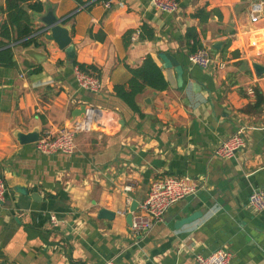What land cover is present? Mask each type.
<instances>
[{
	"label": "crops",
	"instance_id": "0c3cea01",
	"mask_svg": "<svg viewBox=\"0 0 264 264\" xmlns=\"http://www.w3.org/2000/svg\"><path fill=\"white\" fill-rule=\"evenodd\" d=\"M39 1L43 12H30L35 28L43 31L45 19L62 22L74 53L69 57L44 33L39 48L12 44L17 67H0V174L8 187L0 204V263L198 264L196 255L228 249L231 264H264V213L249 206L253 191H264V16L249 17L257 0H181L175 15L156 11L149 0H111L109 8V0ZM5 8L0 0V26ZM144 26L152 39H142ZM190 29L225 70L189 63ZM147 56L169 88L139 95V115L115 87L128 85L130 69ZM76 65L93 68L103 90H81ZM258 96L262 103L253 109ZM88 107L111 112L118 125L78 135L71 155L44 156L35 143L18 141L20 134L69 125ZM241 128L246 146L231 159L216 156V147ZM165 176H190L201 190L136 243L130 208ZM102 209L115 218H100Z\"/></svg>",
	"mask_w": 264,
	"mask_h": 264
},
{
	"label": "built area",
	"instance_id": "2783aa9c",
	"mask_svg": "<svg viewBox=\"0 0 264 264\" xmlns=\"http://www.w3.org/2000/svg\"><path fill=\"white\" fill-rule=\"evenodd\" d=\"M150 5L156 11L175 15L181 10V3L178 0H149ZM112 1L105 3L107 8L111 7ZM264 16V0H257L250 7L249 17L255 22ZM141 32L133 34L132 39L138 41ZM189 63L206 71L225 70L226 63L214 56L211 49L203 47L189 55ZM74 76L78 87L89 93H99L103 90L102 81L93 73L80 69L79 65L74 67ZM250 94H255L253 90ZM118 125V120L111 112L95 107L86 108L85 113L73 123L65 125L57 130L47 129L40 134L39 140L35 143L37 151L44 156L55 154L71 155L75 152V139L78 135L91 134L95 128L105 131L110 127ZM98 131V132H99ZM245 128L239 129L233 136L223 140L215 149V155L223 159L233 158L237 152L246 146ZM129 187L126 188L129 191ZM201 186L192 177L182 178L165 176L154 180L149 188L147 199L141 203L133 213L131 226L134 241H143L155 226L164 221L169 209L179 201L196 196ZM8 187L6 180L0 174V204L4 203L7 197ZM130 200L127 207H130ZM249 206L258 213H264V191L255 190L249 197ZM127 208V209H128ZM121 215L128 214V210L120 212ZM54 226L58 221L51 217ZM198 264H231L232 254L228 249H219L207 256L198 254L195 257ZM105 264H116L113 260Z\"/></svg>",
	"mask_w": 264,
	"mask_h": 264
},
{
	"label": "trees",
	"instance_id": "16d2710c",
	"mask_svg": "<svg viewBox=\"0 0 264 264\" xmlns=\"http://www.w3.org/2000/svg\"><path fill=\"white\" fill-rule=\"evenodd\" d=\"M43 10L44 5L39 0H6L4 12L7 18L0 26V67L9 69L17 67L12 44L20 45L23 48L40 47L41 44L38 42L37 37L43 36L44 32L42 29L35 28L30 12L41 13ZM153 35L152 30L147 26L143 27L142 39H152ZM186 41L190 53H195L204 47L195 29L187 31ZM79 67L86 72L93 71V68L84 65H79ZM130 74L131 79L128 85L116 86L115 94L134 113L142 115L137 97L147 89L164 92L169 88V83L162 68L151 56H147L141 66L131 68ZM261 103V97L258 96L253 109L258 108ZM250 108L251 106L244 109V112L248 113Z\"/></svg>",
	"mask_w": 264,
	"mask_h": 264
},
{
	"label": "water",
	"instance_id": "95a60500",
	"mask_svg": "<svg viewBox=\"0 0 264 264\" xmlns=\"http://www.w3.org/2000/svg\"><path fill=\"white\" fill-rule=\"evenodd\" d=\"M89 1V0H85ZM45 27L43 28V32L45 33V39L49 42H54L58 45L60 50H65L69 57L73 56L74 53V47L71 45L72 44V37L70 34V30L62 25V22L57 21L55 18L52 20H44ZM213 49L219 50V44H214ZM29 54H32V51L28 52ZM190 55V54H189ZM173 64H174V59H171ZM175 67H179L178 63L174 64ZM256 69L258 72L262 70L260 66H256ZM86 111V108H83L81 115H78L73 118L72 123L79 117H81ZM99 128H95L94 132H98ZM40 138V133H30V134H20L18 135V141L25 145V144H33L36 143ZM35 198V196H34ZM139 206L138 202H134L130 208V212L127 215V223L128 225L132 226L133 222V213L137 210ZM116 216V213L110 212L106 209L100 210L99 217L108 219V220H113ZM4 264V263H0Z\"/></svg>",
	"mask_w": 264,
	"mask_h": 264
},
{
	"label": "bare ground",
	"instance_id": "6f19581e",
	"mask_svg": "<svg viewBox=\"0 0 264 264\" xmlns=\"http://www.w3.org/2000/svg\"><path fill=\"white\" fill-rule=\"evenodd\" d=\"M260 39L262 40V39H263V37L261 36V37H260Z\"/></svg>",
	"mask_w": 264,
	"mask_h": 264
}]
</instances>
